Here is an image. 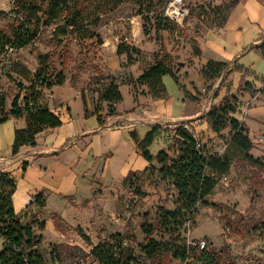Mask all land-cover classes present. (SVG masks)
Returning a JSON list of instances; mask_svg holds the SVG:
<instances>
[{
	"label": "rangeland",
	"instance_id": "374dc122",
	"mask_svg": "<svg viewBox=\"0 0 264 264\" xmlns=\"http://www.w3.org/2000/svg\"><path fill=\"white\" fill-rule=\"evenodd\" d=\"M75 1L71 0L70 3ZM104 1L106 0L82 2L88 28L96 34L92 39L76 40L68 37L57 46V38H52L51 31L48 30L21 49H2L0 118L9 115L14 98L22 104L23 97L29 96L33 90L39 92L44 100L51 94V106L60 101L73 103L77 91H80L92 107L98 106L105 112L107 107L98 100V94L113 77L109 70L120 72L121 69L122 74L117 78L113 77L123 86L122 100L117 104L120 111L128 110L133 104L126 88L133 90L134 79L143 68L153 64L156 59L169 55V66L178 82L172 76L164 75L161 81L166 88L165 94L162 97H150L153 100L150 99L148 109L152 108L167 116H171L173 111L178 112L182 102L173 106L176 95L170 83L179 91L184 86L191 99L186 109L204 110L202 116L195 119L199 126L203 123L205 111L219 103L221 98L215 99L218 92L225 90V95L235 105V111L230 116L238 120L252 142L249 154L264 164V78L248 82L251 90L245 91V75L238 73L233 79L228 67L211 79L202 74V62L213 56L211 43L207 44L211 39L205 37V34L215 28L211 23L219 20V17H214L215 10L222 8V12H227L232 5L243 0L184 2L178 6L179 14L176 18L169 19L170 26L175 25V31L161 32L154 31L151 14L147 17L144 13H137L135 0H127L116 8L106 6ZM13 2L14 0H0V30L8 36L19 18L13 11ZM201 8L206 13L199 16ZM157 10L161 12L162 8ZM190 37L198 40L203 47L201 57L193 56L191 46L187 43ZM99 40L102 43H98ZM121 43L138 48L139 51L132 54L130 61L123 55L115 54L116 47ZM39 52L49 54L51 61L48 70L53 74L62 70L65 75L62 85L51 89H39V86L31 89L28 88L29 80L15 72L17 66L22 67V62L32 70L37 69ZM243 62H247V59L243 58ZM234 71L236 70L232 69ZM180 84L183 85L181 88ZM214 99L216 102H213ZM192 130L195 131L194 128ZM229 136V126L221 129L219 135L212 132L206 134L205 131L202 133L204 150L208 154L227 157L230 167L225 174L216 176V184L206 198L209 205L201 208L190 222L183 223L176 233L159 225V208L172 211L176 207V192L170 181L159 174V166L124 181L113 193L100 196L95 194L97 199L94 201H70L67 197L69 193H65L67 187H64L70 180V173L68 169L58 170L61 159L57 160V201L53 204H57V223L61 220L65 227H55L51 211H45L43 219L52 220L54 227L47 225L42 229L34 228V232L42 236L38 251L47 264H98L87 254L97 243L110 240L119 244L123 253L133 258L134 264H178L171 260V252L165 249V245L160 246L159 254L147 257L143 250L145 234L141 228L146 225L153 229L150 238L160 244L174 239L177 244H185L192 238L205 237L209 250H219L225 244L228 245L232 258L229 260L230 264H264V237L259 234V229H255L264 223V171L249 164L243 158L244 153L230 145ZM239 220H242L241 228H238L237 233L228 230L224 232L222 225L227 226L229 221L235 223ZM78 227L88 236V243L78 234ZM57 244L79 246L84 254L70 256L64 250L66 252L62 262L57 263L50 254L51 246Z\"/></svg>",
	"mask_w": 264,
	"mask_h": 264
},
{
	"label": "trees",
	"instance_id": "16d2710c",
	"mask_svg": "<svg viewBox=\"0 0 264 264\" xmlns=\"http://www.w3.org/2000/svg\"><path fill=\"white\" fill-rule=\"evenodd\" d=\"M86 0H76L71 4V0H14L13 11L18 14V23L8 36L0 30V52L5 47L21 49L42 36V33L51 31L52 38H57V46L62 43L64 38L71 37L76 40L92 39L96 34L88 28L85 18V10L82 2ZM127 0H106L104 4L111 8H116ZM170 0H135L138 14L152 15L154 20V31H175V25L170 26V18L163 12L166 4ZM238 3L232 5L227 12L222 8H217L214 12L215 19L211 24L215 27H221L231 9ZM162 8L161 12L157 8ZM202 13H206L201 8ZM98 43H102L100 40ZM187 43L191 46L192 54L200 57L202 50L198 40L193 37L187 39ZM259 49L264 58V43L260 44ZM139 50L136 47L128 46V44H118L115 54L125 56L126 60L131 59L133 53ZM38 68L30 69L22 62V67L15 68V72L29 80V87L33 89L39 86V89H51L54 86L62 85L65 82V75L62 70L52 73L48 70L50 63L49 54L37 53ZM170 56L166 55L155 60V62L143 68L135 78L133 90L137 87L146 85L148 92L153 97L161 96L163 93L162 77L164 75L172 76L178 80L169 66ZM228 65L223 62L208 60L202 66V74L208 79L215 75H219ZM233 69H240L235 66ZM245 91L251 90L250 83L243 85ZM83 104L85 98L81 92ZM98 100L103 102L107 107V113H113L115 104L122 100V94L119 85L113 77L108 81L106 86L99 92ZM101 111L98 106L94 107L93 113ZM235 111V105L229 100L227 95H223L219 103L212 105L210 109L203 115L202 122L213 133L219 135L220 130L229 126L230 128V145L239 149L244 153L243 158L252 166L264 171V164L257 158L249 154L252 149V142L246 136L243 128L237 119L230 116ZM70 110L64 104L55 110H50L46 104V100L41 98L39 92L34 90L29 96L23 97L22 104L18 103L14 98L11 103L9 115L0 118V123L10 117L23 118L25 126L15 129L14 141L12 144V153L15 154L21 146H32L35 144L37 136L44 128H56L60 126L65 119L69 118ZM99 119V117H98ZM198 121V120H197ZM159 126H153L142 140H138L133 135V140L139 148L141 155L148 162L156 160L159 174L170 181L171 186L176 192L175 209L172 211L159 208L158 220L161 228L172 233L178 232L179 227L187 220L194 219L197 212L207 207L209 203L206 198L209 196L216 184V176H220L228 172L230 161L227 157L208 154L204 150L202 144V136L194 135L183 124L176 125L173 129L172 142L166 150L159 151L156 156H152L147 147L152 143L157 134ZM200 142V145L197 143ZM157 166L150 165L141 172H130L124 181L130 180L137 174H143L146 171H152ZM14 188V179L9 178L7 174H0V238L2 239V247L0 250V264H47L43 255L38 251V247L42 242V236L34 232L33 225H37L39 229L44 228V222L28 221L23 222L14 212L11 201V194ZM33 203L40 206L44 205L42 194L33 195ZM215 207V205H213ZM55 227L64 228L61 220L57 223V216H52ZM220 223L221 220L219 219ZM228 222L227 226L222 225L223 230L237 233L241 228L240 222ZM222 224V223H221ZM142 231L145 234V245L143 250L147 257H153L159 254L160 246L165 245V249L171 252V260L183 261L193 258L202 262V264H230L231 251L228 245H224L219 250H201L196 252L195 249L189 250L185 244H177L174 240L165 244H160L150 238L153 229L151 226L142 225ZM259 234L264 237V223L258 228ZM78 234L86 243L89 238L81 228H77ZM179 234H177V238ZM168 245V246H167ZM69 252L70 256L76 254H84L79 246L75 245H52L50 254L52 260L57 263L62 262L64 251ZM91 256L98 264H134L133 258L123 253L121 246L110 240H104L94 245L87 254ZM232 264V262H231Z\"/></svg>",
	"mask_w": 264,
	"mask_h": 264
},
{
	"label": "crops",
	"instance_id": "0c3cea01",
	"mask_svg": "<svg viewBox=\"0 0 264 264\" xmlns=\"http://www.w3.org/2000/svg\"><path fill=\"white\" fill-rule=\"evenodd\" d=\"M206 36L211 39L207 44L211 43L213 56L202 62V65L208 60L226 63L233 79L238 73L244 74L247 82L264 78V58L258 47L264 43V0L240 1L231 9L224 25L209 30ZM200 47L203 54L201 44ZM241 47L245 49L241 50ZM243 58L247 62H243ZM235 66L240 69L232 72ZM120 72L109 70L114 78L121 75ZM139 74L140 72L136 78ZM115 82L121 92V82L117 79ZM165 84L169 86L166 81ZM170 85L176 95L173 106L182 102L181 110L173 111L171 116L148 109L150 99L157 97L148 92L146 85L139 86L136 90L126 88L133 105L128 110L120 111L116 103L113 113H93L94 107L86 98L83 104L80 91H77L73 103L60 101L52 106L50 99L53 98L49 94L46 100L48 108L55 110L64 104L70 110L69 118L56 128H44L34 145L21 146L15 154L12 153L14 132L25 126L24 119L10 117L0 123V174L5 173L14 179L11 201L15 214L23 222L37 220L43 221L44 227H54L52 220L43 219V213L51 211V217L57 216V204H53L57 201V160L61 159L58 170L68 169L70 173V180L64 186L67 187L65 193H69L68 199L94 201L95 194H110L120 188L130 172H141L150 165L157 166L155 159L148 162L143 158L133 135L142 140L153 126H159L155 138L147 147L150 154L156 156L171 144L176 125L183 124L197 136H202L204 131L206 134L212 132L205 122L197 126L195 119L202 116L203 108L186 109L191 99L184 86L180 84L183 89L179 91L171 83ZM165 89L163 84V93L158 97L164 96ZM225 93V90L219 91L215 99L221 98ZM215 99L213 102H216ZM198 127L200 130H197ZM103 157L105 159H101ZM62 186L61 181L60 187ZM39 193L44 199L43 206L37 203L26 204L29 195ZM32 228L38 227L34 224ZM1 247L0 238V250Z\"/></svg>",
	"mask_w": 264,
	"mask_h": 264
},
{
	"label": "built area",
	"instance_id": "2783aa9c",
	"mask_svg": "<svg viewBox=\"0 0 264 264\" xmlns=\"http://www.w3.org/2000/svg\"><path fill=\"white\" fill-rule=\"evenodd\" d=\"M191 0H170L166 4L165 8V15H167L170 19L176 18V16L179 14L178 6L184 2H190ZM20 18V16H19ZM195 135V134H194ZM197 145H200V142L197 143ZM33 196H28L26 200V204L30 205L33 203ZM190 222V219L187 220L185 223ZM187 248V254L189 253L190 248L195 249L196 252H200L201 250H208V240L203 238H192L190 241L185 243ZM178 264H202V262L198 260H194L193 258L186 257L183 261H177Z\"/></svg>",
	"mask_w": 264,
	"mask_h": 264
}]
</instances>
